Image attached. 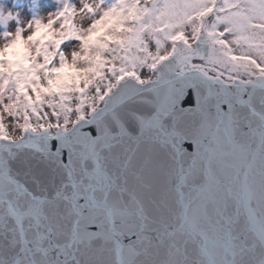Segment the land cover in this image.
I'll return each instance as SVG.
<instances>
[{
  "label": "snow or ice",
  "instance_id": "snow-or-ice-1",
  "mask_svg": "<svg viewBox=\"0 0 264 264\" xmlns=\"http://www.w3.org/2000/svg\"><path fill=\"white\" fill-rule=\"evenodd\" d=\"M58 3L0 4V264H264V0Z\"/></svg>",
  "mask_w": 264,
  "mask_h": 264
},
{
  "label": "rangeland",
  "instance_id": "rangeland-1",
  "mask_svg": "<svg viewBox=\"0 0 264 264\" xmlns=\"http://www.w3.org/2000/svg\"><path fill=\"white\" fill-rule=\"evenodd\" d=\"M73 2H76V0H73ZM44 3V0H28V10H27V17L24 16L23 11L21 12L22 19L24 18H30L32 15H35L36 13L44 14L45 9L41 7V5ZM0 4H6V0H0ZM47 4L50 5V7L47 9V11L55 12L61 5L58 3V0H47ZM13 11H16L15 8L12 9ZM75 43L74 41H67L65 42V45H62V48H67L70 45Z\"/></svg>",
  "mask_w": 264,
  "mask_h": 264
},
{
  "label": "clouds",
  "instance_id": "clouds-1",
  "mask_svg": "<svg viewBox=\"0 0 264 264\" xmlns=\"http://www.w3.org/2000/svg\"><path fill=\"white\" fill-rule=\"evenodd\" d=\"M84 18L83 17H80L79 20H83ZM79 20H78V23H79Z\"/></svg>",
  "mask_w": 264,
  "mask_h": 264
}]
</instances>
